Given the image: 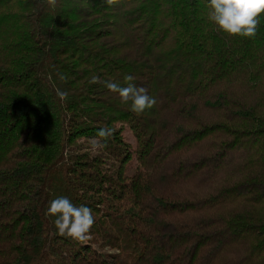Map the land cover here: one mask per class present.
<instances>
[{
    "label": "trees",
    "instance_id": "1",
    "mask_svg": "<svg viewBox=\"0 0 264 264\" xmlns=\"http://www.w3.org/2000/svg\"><path fill=\"white\" fill-rule=\"evenodd\" d=\"M207 13L0 0V264H264V16L246 39ZM93 75L156 104L137 115ZM58 196L92 210L87 241L57 234Z\"/></svg>",
    "mask_w": 264,
    "mask_h": 264
},
{
    "label": "clouds",
    "instance_id": "2",
    "mask_svg": "<svg viewBox=\"0 0 264 264\" xmlns=\"http://www.w3.org/2000/svg\"><path fill=\"white\" fill-rule=\"evenodd\" d=\"M54 3V0H52ZM102 3L112 4L113 0H102ZM207 18L215 25L217 31L229 37L252 39L256 36L260 17L264 16V0H207ZM63 79V77H62ZM135 78L125 75L126 86L113 81H102L99 76L93 75L90 83H102L110 92L118 94L122 104L130 105V110L143 114L156 104V99L148 94L144 87H138L132 81ZM61 101L67 98V92L57 91ZM111 135V130L101 128L97 138L90 141L91 150L96 151L105 147L102 140ZM46 215L54 217V228L60 236H66L76 241H87L90 229L94 224L92 210L85 206H76L65 196H58L47 206Z\"/></svg>",
    "mask_w": 264,
    "mask_h": 264
},
{
    "label": "rangeland",
    "instance_id": "3",
    "mask_svg": "<svg viewBox=\"0 0 264 264\" xmlns=\"http://www.w3.org/2000/svg\"><path fill=\"white\" fill-rule=\"evenodd\" d=\"M128 136L130 137V134H128ZM129 140L135 145V140L133 138L130 137Z\"/></svg>",
    "mask_w": 264,
    "mask_h": 264
}]
</instances>
